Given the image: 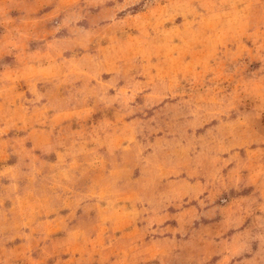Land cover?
Here are the masks:
<instances>
[{"label":"rangeland","instance_id":"obj_1","mask_svg":"<svg viewBox=\"0 0 264 264\" xmlns=\"http://www.w3.org/2000/svg\"><path fill=\"white\" fill-rule=\"evenodd\" d=\"M0 264H264V0H0Z\"/></svg>","mask_w":264,"mask_h":264}]
</instances>
